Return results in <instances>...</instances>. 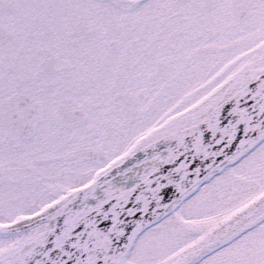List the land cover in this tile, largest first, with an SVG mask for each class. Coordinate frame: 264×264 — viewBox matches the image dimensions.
Instances as JSON below:
<instances>
[{
    "label": "flooded vegetation",
    "instance_id": "af4514ba",
    "mask_svg": "<svg viewBox=\"0 0 264 264\" xmlns=\"http://www.w3.org/2000/svg\"><path fill=\"white\" fill-rule=\"evenodd\" d=\"M247 65H264V0H0V106L21 98L0 109V222L83 185ZM259 224L202 264H264Z\"/></svg>",
    "mask_w": 264,
    "mask_h": 264
},
{
    "label": "water",
    "instance_id": "95a60500",
    "mask_svg": "<svg viewBox=\"0 0 264 264\" xmlns=\"http://www.w3.org/2000/svg\"><path fill=\"white\" fill-rule=\"evenodd\" d=\"M263 139L264 68L239 74L151 130L83 188L0 226V237L28 234L0 252V264H123L144 230ZM262 201L264 196L229 221ZM208 244L199 242L171 264H189Z\"/></svg>",
    "mask_w": 264,
    "mask_h": 264
},
{
    "label": "rangeland",
    "instance_id": "374dc122",
    "mask_svg": "<svg viewBox=\"0 0 264 264\" xmlns=\"http://www.w3.org/2000/svg\"><path fill=\"white\" fill-rule=\"evenodd\" d=\"M246 160L249 161L248 158ZM226 177L227 175H225L224 177H221V180L219 182L220 188L226 189L225 193L223 194L224 196H221L222 198H220L219 195H216L213 197V200L210 199L209 203L205 205H198L197 208H194L193 204L191 206V204H189L190 202L185 204L184 212H185V216L187 217V219L194 220V221H210V220L214 221L215 219H219L223 216L228 215V213L233 211L243 201H245L248 198H251L255 193L259 192L260 190L264 188V175L257 176V178L251 176L250 177L251 179H255V181L259 183V186H258L259 189L258 191L256 188L249 189L248 191L244 193H241L240 191H238L239 189H243L242 186H240L241 188L235 187L234 190L231 189L229 183L226 181ZM239 185L240 184H238V186ZM158 235H160V233H159V230L156 229V230H153L152 233L150 231L145 232L140 237L134 250L131 252V255L133 254L132 259L135 262H138V264H159L160 263L159 256L161 254L159 253V251L162 250L164 246H167L169 244L168 243L160 244V242H157L155 244L149 245V243L152 240H154L156 237H159ZM169 240L171 239L169 238ZM185 243L186 242H182L179 247L175 246L176 247L175 249L176 250L179 249ZM156 246L159 251L152 249ZM172 252L173 251H171V253Z\"/></svg>",
    "mask_w": 264,
    "mask_h": 264
},
{
    "label": "bare ground",
    "instance_id": "6f19581e",
    "mask_svg": "<svg viewBox=\"0 0 264 264\" xmlns=\"http://www.w3.org/2000/svg\"><path fill=\"white\" fill-rule=\"evenodd\" d=\"M221 230H223V231H225V228H223V229H221ZM219 234V232L217 233V235Z\"/></svg>",
    "mask_w": 264,
    "mask_h": 264
}]
</instances>
